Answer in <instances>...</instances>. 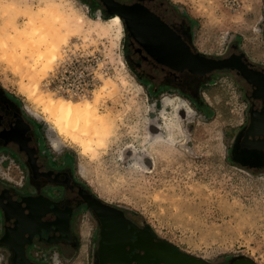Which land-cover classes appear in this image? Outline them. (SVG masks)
I'll return each instance as SVG.
<instances>
[{
	"label": "rangeland",
	"instance_id": "rangeland-1",
	"mask_svg": "<svg viewBox=\"0 0 264 264\" xmlns=\"http://www.w3.org/2000/svg\"><path fill=\"white\" fill-rule=\"evenodd\" d=\"M173 1L193 19L201 48L219 53L229 38L239 37L247 49L264 50V0ZM51 2L76 21L52 71L38 74L27 66L28 55L12 59L10 51L0 49V87L25 112L38 114L30 117L43 129L52 156L70 161L76 176L101 200L134 213L189 256L213 264L238 257L264 264V178L234 165L228 156L245 109L235 85L221 77L204 91L203 107L186 101L192 112L180 109L174 115L173 141L167 143L151 123L161 126L163 98L147 94L129 71L123 28L119 33L107 22L111 16L82 0ZM21 5L35 10L40 2ZM208 13L215 17L208 31L215 39L209 42L203 37ZM25 23L26 18L17 19L18 26ZM34 84L54 99L79 103L93 101L103 87L115 90L97 104L99 114L112 123L113 137L96 152H83L69 139L58 150L52 148V131L26 95ZM173 113L165 112L167 117ZM84 226L77 253L64 264L91 263L92 227L88 221Z\"/></svg>",
	"mask_w": 264,
	"mask_h": 264
},
{
	"label": "flooded vegetation",
	"instance_id": "flooded-vegetation-1",
	"mask_svg": "<svg viewBox=\"0 0 264 264\" xmlns=\"http://www.w3.org/2000/svg\"><path fill=\"white\" fill-rule=\"evenodd\" d=\"M120 18L126 65L143 90L177 95L203 107L204 91L227 77L245 109L228 149L231 162L264 178V50L239 37L211 53L196 42L195 23L173 0H82ZM264 48V23L260 32ZM29 112L0 87V254L4 264H64L92 227L90 264H193L137 215L106 203L52 156ZM99 198L100 201L97 200ZM243 257L217 264H241ZM213 264V263H209Z\"/></svg>",
	"mask_w": 264,
	"mask_h": 264
},
{
	"label": "bare ground",
	"instance_id": "bare-ground-1",
	"mask_svg": "<svg viewBox=\"0 0 264 264\" xmlns=\"http://www.w3.org/2000/svg\"><path fill=\"white\" fill-rule=\"evenodd\" d=\"M27 0H0V49L4 54L10 51L12 59L28 55L31 63H27L32 70L44 75L53 69L61 46L66 42L68 34L76 27V21L61 12L52 0H39L40 6L33 10L21 5ZM202 9L199 10V12ZM19 17L26 18V23L21 27L17 24ZM206 32L204 40H214L209 34V28L214 24L215 17L208 13L206 16ZM107 22L114 26L119 33L122 32V24L118 16H111ZM256 31V30H255ZM203 41V42H205ZM203 47V45H201ZM20 57V56H19ZM31 93H26L32 102L40 108L44 115V121L51 129V146L55 150L65 146L66 139L79 144L83 152L103 147L108 139L113 137L112 123L105 121V117L99 114L97 104L104 95L115 94L116 91L103 87L96 94L93 101L82 103L52 98L48 94L39 91L38 84H34ZM85 100V99H84ZM162 111L160 113L161 126L155 125V129L163 133L162 140L172 143L176 122L175 114L182 109L185 113L192 112L189 104L177 95L165 96L160 101ZM169 109L173 115L167 117L165 112ZM37 116L34 111H28ZM157 131V132H158ZM161 139V137H160ZM87 140V141H86ZM83 167H78V173L83 176ZM87 221H82L81 233ZM82 249V248H81ZM82 252V251H81Z\"/></svg>",
	"mask_w": 264,
	"mask_h": 264
},
{
	"label": "water",
	"instance_id": "water-1",
	"mask_svg": "<svg viewBox=\"0 0 264 264\" xmlns=\"http://www.w3.org/2000/svg\"><path fill=\"white\" fill-rule=\"evenodd\" d=\"M97 200L100 201L99 198H97ZM169 246L172 247V245H169ZM178 252L181 253V255H183L184 257H188L189 260L193 262V264H209L208 262L202 259L189 256L187 253H184L182 251H178ZM240 263L241 264H254L250 259H243L242 261H240Z\"/></svg>",
	"mask_w": 264,
	"mask_h": 264
}]
</instances>
